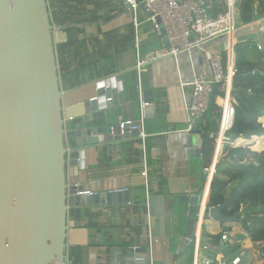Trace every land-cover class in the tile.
<instances>
[{
    "label": "crops",
    "instance_id": "obj_1",
    "mask_svg": "<svg viewBox=\"0 0 264 264\" xmlns=\"http://www.w3.org/2000/svg\"><path fill=\"white\" fill-rule=\"evenodd\" d=\"M87 9L92 10L93 5H87ZM108 10L112 11L107 14ZM108 10L100 6L98 15L101 18L97 23L86 26L85 33L79 38H84L86 43L97 40L106 44L115 40L123 44L118 51L112 48L109 65L110 74L121 73L122 96H116L115 102L109 101L111 103L106 106L99 104L101 107L96 111H87V103L100 93L97 82L105 76L103 74L104 77L97 80L87 77L81 85L65 90L66 113L72 117L69 122L72 127H81L138 120L143 105L139 97L143 98L144 90H152L154 101L142 119L143 138L139 134L129 135L92 144L85 149V167L76 177L72 174L75 181L89 185L100 182L101 190L127 186L129 199L128 203L79 208L86 212L80 221L68 214V260L78 263L88 259L101 260L111 248L120 247L131 248L133 252L131 256H122V259H133L138 255L144 258V264H198L203 259L210 264H248L250 252L260 246L250 241L238 219L230 216V220L220 223L205 213L202 218L200 216L199 208L207 203L213 176L207 174L205 168L208 167L202 163L201 134L192 130L196 121L197 124L200 121L190 120L187 108L190 82L199 73L209 74L207 62L198 50H192L176 57L165 56L148 61L137 69L140 58L167 48L168 42L147 22L146 12L141 6L134 16L137 27L133 39L130 27L134 17L122 1L114 0ZM107 15L110 17L106 18ZM238 29V32L235 30L236 38L256 35V38L242 42H247L250 61L262 60L264 32L260 19L239 25ZM258 45L262 46L261 49ZM224 46L223 41L212 47L224 51ZM83 73L87 76L88 69ZM223 96L215 98V104L220 108L225 102ZM204 121L205 117L201 119L202 124ZM222 135L218 124L209 166L215 167L219 159ZM196 149H199V155ZM144 162L147 166V192L141 176ZM70 167L67 166L68 177ZM225 190L227 193L228 189ZM199 192L202 195L191 240L189 204L184 197H178ZM224 231L227 232L225 240L222 239ZM228 244L238 248L236 254L228 251Z\"/></svg>",
    "mask_w": 264,
    "mask_h": 264
},
{
    "label": "water",
    "instance_id": "obj_2",
    "mask_svg": "<svg viewBox=\"0 0 264 264\" xmlns=\"http://www.w3.org/2000/svg\"><path fill=\"white\" fill-rule=\"evenodd\" d=\"M47 5V0H0V264H77L67 257L68 210L128 203L129 199L128 191L110 193L101 190L100 182L82 184L72 176L84 169L85 149L90 145L139 133L135 130L112 136L109 126L116 124L72 127L71 116L66 113L65 90L60 86L54 26ZM260 24L264 32V18ZM160 33L165 36L163 29ZM251 37L256 35L239 36L236 43ZM120 81V72L99 80L100 93L87 103V111L115 102L116 96L121 98ZM111 94V102H106ZM142 95L143 102L150 105L144 107L148 112L153 107L152 90H144ZM195 152L199 155V149ZM84 190L99 192L79 194ZM201 195L178 197L189 204L191 240ZM220 208H207L203 203L200 216L206 213L220 223L230 220ZM132 254L131 248L116 247L101 260L78 264L145 263L121 258ZM205 261L198 264H208Z\"/></svg>",
    "mask_w": 264,
    "mask_h": 264
},
{
    "label": "trees",
    "instance_id": "obj_3",
    "mask_svg": "<svg viewBox=\"0 0 264 264\" xmlns=\"http://www.w3.org/2000/svg\"><path fill=\"white\" fill-rule=\"evenodd\" d=\"M113 1L47 0L50 21L57 33L55 50L62 89L75 88L87 77L97 80L110 75L111 48L118 51L123 44L114 40L103 46L97 41L100 45L91 49L79 35L85 33L86 26L97 23L101 18L98 8L105 4L108 10ZM212 1L214 13L224 11V1ZM90 4L93 5L92 10L87 9ZM233 9L236 25L250 23L264 17V0H233ZM111 11L108 10L107 14ZM109 17L107 15L106 18ZM133 35L131 23V39ZM246 44L238 42L234 45L232 68L235 76L242 77L232 81L233 116L222 135L223 144L215 166L216 172L210 182L206 206H221L220 212L224 216H235L250 241L259 244L260 256L264 260V150L254 152L242 146H232L236 139L242 138L243 145L250 144L254 150L264 148V57L258 62L250 61ZM223 56L225 58L224 51ZM84 69H88L87 76H84ZM95 70L98 72L93 73ZM255 70L259 72L252 73ZM222 95L221 83L216 84L207 112L202 116L205 117V124H202L200 117V122L197 124L196 121L192 126V130L198 131L202 137L201 159L205 167L210 165L218 133L220 107L215 104V98ZM225 189H228L227 193ZM68 214L78 221L86 216V212L79 208H70ZM227 249L229 252L238 251L231 244H228Z\"/></svg>",
    "mask_w": 264,
    "mask_h": 264
},
{
    "label": "built area",
    "instance_id": "obj_4",
    "mask_svg": "<svg viewBox=\"0 0 264 264\" xmlns=\"http://www.w3.org/2000/svg\"><path fill=\"white\" fill-rule=\"evenodd\" d=\"M128 8L132 16L136 15L138 8L141 6L146 12L147 22L152 28L160 32L163 29L168 46L165 49L154 51L150 55L140 58L137 62V69H140L146 62L165 56L176 57L184 51L191 52L198 50L209 66V74H197L190 82V100L188 104V115L190 120H197L206 114L211 93L216 84L221 83L223 89L224 105L221 106L219 120L220 131L223 132L228 128L232 116L233 107L231 105L232 81L235 72L232 68L233 50L236 44L235 36V19L233 0L224 1L225 8L221 13H214L212 0H121ZM134 30L137 27L135 17L133 19ZM136 31V30H135ZM138 38H136V41ZM224 41V53L219 48H213L216 43ZM261 45L258 48L261 49ZM104 88H108L105 86ZM140 94V92H139ZM142 102L140 116L138 120H121L116 126L110 125V134L123 136L126 133L138 130L139 136L144 137L142 132V119L145 116L144 107L147 103L139 97ZM107 97L106 101H111ZM69 119H72L70 117ZM115 127L118 132H115ZM207 174L211 177L215 174L216 168L208 166L205 168ZM141 176L144 179L145 192L148 191L147 166L144 162ZM78 183L74 184V186ZM127 186H115L106 190L110 193L129 192ZM98 190H84L79 192L84 196L95 195ZM222 239H227V232L222 233ZM135 261L144 260L143 257H135ZM205 263L210 264L209 261Z\"/></svg>",
    "mask_w": 264,
    "mask_h": 264
},
{
    "label": "rangeland",
    "instance_id": "obj_5",
    "mask_svg": "<svg viewBox=\"0 0 264 264\" xmlns=\"http://www.w3.org/2000/svg\"><path fill=\"white\" fill-rule=\"evenodd\" d=\"M105 8H106V5L103 4V9H105ZM238 26H239L238 24L235 26L236 27L235 28L236 29V32L239 31ZM56 36H57V33L54 30V28H53V37H54L55 42H56ZM99 43L100 44H104L103 46H105V43H103V42H99ZM99 43H97V40L96 41H93V42H90V41L88 42L87 41V47L88 48H91V49H93L94 47L97 48L100 45ZM112 50L113 49L111 48V51ZM262 125H263V123H262ZM237 143L238 142H234V144L232 146H234V147H236V146H242V147L248 148L249 150L254 151V152H261L262 150H264V148L261 149V150H254V149L251 148V145H243V144H241V142H239L238 144ZM221 144H223V141H221ZM231 253L236 254L235 252H231ZM260 254H261L260 247H255V251L250 252L249 258H251V259H250V261H249L248 264H264V260L261 258ZM246 262H248V261H246Z\"/></svg>",
    "mask_w": 264,
    "mask_h": 264
},
{
    "label": "bare ground",
    "instance_id": "obj_6",
    "mask_svg": "<svg viewBox=\"0 0 264 264\" xmlns=\"http://www.w3.org/2000/svg\"><path fill=\"white\" fill-rule=\"evenodd\" d=\"M237 142H238V143L241 142V144H243L244 141H243L242 138H238V139H237ZM238 143H237V144H238ZM247 145H250V144H247Z\"/></svg>",
    "mask_w": 264,
    "mask_h": 264
},
{
    "label": "clouds",
    "instance_id": "obj_7",
    "mask_svg": "<svg viewBox=\"0 0 264 264\" xmlns=\"http://www.w3.org/2000/svg\"><path fill=\"white\" fill-rule=\"evenodd\" d=\"M264 18V17H263ZM262 19V18H261ZM232 89V88H231ZM220 114H221V109H220ZM219 120H220V117H219ZM223 141V140H222ZM206 214V213H205Z\"/></svg>",
    "mask_w": 264,
    "mask_h": 264
}]
</instances>
